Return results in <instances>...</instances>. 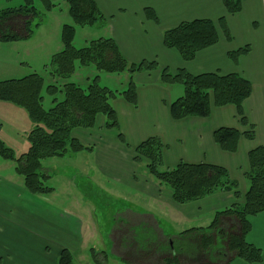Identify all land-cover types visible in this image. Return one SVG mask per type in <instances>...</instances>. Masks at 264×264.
<instances>
[{"label": "crops", "instance_id": "1", "mask_svg": "<svg viewBox=\"0 0 264 264\" xmlns=\"http://www.w3.org/2000/svg\"><path fill=\"white\" fill-rule=\"evenodd\" d=\"M52 1L63 3V0ZM95 2L105 18L102 27L110 33L105 34V37L115 39L126 59L135 63L156 61L158 67L134 76L137 84L136 105L130 104L122 96L113 101L126 144L119 139L118 131L106 129L105 118L99 115L94 128H77L72 132L74 138L91 147L90 149H83L77 153L68 152L63 156L43 161V166L48 172L55 173L53 176L50 175L48 183L51 184L59 173L57 162L63 159L75 162L82 159L81 163L76 165V170L64 175L70 179L74 176L80 178L90 176L89 180H92L94 164L101 174L115 181L119 187L122 186L121 192L124 196L106 193V198L111 202L123 199V210H118L121 213L116 215L120 216L118 220L123 222V225H128V230L143 226L149 231L153 230L165 241L171 235L191 228L204 227L195 225L194 220H203L212 215L214 219L217 210L243 202L247 189L245 174L249 170L248 154L255 147L264 146V0H242L243 8L235 15H227L222 0H95ZM145 8L155 11L159 23L146 18ZM52 11L54 10L49 12ZM222 17L226 18L232 39L228 40L221 33L219 42L198 52L195 59L185 62L176 49L165 47L164 30L194 20L206 19L216 23ZM20 42L23 41L0 45L3 44L8 49L7 47L11 45L18 47ZM246 45H250L251 48L247 55L237 61L229 58L228 52ZM20 46L23 47L25 44ZM3 51L4 49L0 51L1 57H6L7 62L11 56ZM23 62L26 61H21L22 67ZM165 67L172 73L181 68H185L191 74L238 72L249 80L253 90L250 97L244 101L243 109L249 122L256 127L255 139L241 137L238 150L233 153L224 151L215 142L213 134L219 127H233L241 132L250 129L241 123L234 105L213 106L208 117L190 116L182 120L173 119L169 104L173 99L174 87L160 82L161 69ZM32 70H34L32 67L26 68L24 74H29ZM1 106L7 110L10 118L15 119L14 123L21 120L27 123L22 131L28 139L34 124L26 110L5 101H1L0 109ZM1 120L0 117V137L8 142L7 138L10 136L5 134L6 124ZM152 136L159 137L164 145L165 167L176 166L181 161L220 165L239 183L241 197L236 198L232 192H216L191 203H175L169 188L155 180L152 181L148 176L138 174L141 162L135 161L134 149ZM49 161H53L52 166L49 165ZM64 180L68 182L69 178ZM73 184H77L76 179ZM124 189L131 190L132 194H126ZM56 190L54 187V191L48 195L32 194L24 187L23 179L15 171L13 174L11 172L0 174V264H59L64 249L73 253V264L83 260L79 261L78 258L86 252V236L95 234L97 224L95 219L97 215L88 201L91 197L88 200L84 199L85 203L80 199L73 208L68 203L61 204L53 198ZM138 196H142L146 202H138ZM130 204H134L135 207L133 205L130 208ZM88 205L92 209L87 210ZM123 213L126 214L122 215ZM249 221L251 231L247 235V240L259 247L264 254V212L249 217ZM114 222L115 218L111 216V230L115 228ZM126 235L127 233L125 234L127 239ZM118 237L122 244H116L114 250L125 246L123 243L125 238L121 234ZM110 241L115 244L113 231ZM90 254H93V251L89 256L87 254V264H93ZM119 259L125 263L129 262L127 258ZM230 264L264 262L247 263L236 258Z\"/></svg>", "mask_w": 264, "mask_h": 264}, {"label": "trees", "instance_id": "2", "mask_svg": "<svg viewBox=\"0 0 264 264\" xmlns=\"http://www.w3.org/2000/svg\"><path fill=\"white\" fill-rule=\"evenodd\" d=\"M37 1L23 0L18 6L1 9L0 43L29 39L46 13L62 3L39 0L44 6V10H40L36 6ZM63 2L73 23L63 25V47L44 65L46 74L35 70L20 78L0 80V101L25 109L34 124L28 134L29 147L19 156L0 137V162L15 163V173L23 179L24 187L36 195H48L54 191V187L48 183L51 176L43 161L68 152L90 149L74 138L72 132L77 128H94L99 115L105 118L106 129L118 131L119 139L126 144L113 101L122 96L130 104L136 105L137 84L134 76L158 67L156 61L130 62L110 36L87 41L83 47L75 46L77 26L101 25L105 18L95 0ZM222 2L227 15H235L243 8L242 0ZM144 13L147 19L159 23L153 9L145 8ZM221 33L228 40L232 39L225 17L216 23L206 19L194 20L164 30L163 42L165 47L176 49L183 61L188 62L195 59L201 50L217 44ZM250 50V45H246L228 52V55L231 60L237 61ZM77 65H93L101 72L125 74L126 88L119 90L101 85L99 74L92 77L86 87L74 81L61 83L57 80L69 79L77 71ZM160 82L164 85H183L184 93L169 104L175 120L190 116L208 117L213 106L234 105L237 108L241 123L250 129L241 132L233 127L217 128L213 134L214 140L224 151L236 152L241 137L255 139L256 127L249 122L243 109V103L252 94L253 87L240 73L191 74L185 68L172 73L165 67L161 69ZM47 96L51 98V105L46 107ZM134 152L135 161L145 163L149 175L171 190L173 201L177 204L191 203L216 192H232L236 198L241 197L239 183L220 165L181 161L176 166L165 167L164 145L159 137H149L136 146ZM248 159L249 170L245 174L247 189L242 203L217 210L207 227L191 228L171 235L165 241L153 230L148 231L146 242L153 238L156 243L154 252L150 251L149 254L154 253L158 261L164 264H230L236 258L247 263L264 262L263 251L247 240L251 231L249 217L264 212V146L250 150ZM215 247L218 248L216 253ZM73 263V253L68 249L62 250L59 264Z\"/></svg>", "mask_w": 264, "mask_h": 264}, {"label": "rangeland", "instance_id": "3", "mask_svg": "<svg viewBox=\"0 0 264 264\" xmlns=\"http://www.w3.org/2000/svg\"><path fill=\"white\" fill-rule=\"evenodd\" d=\"M22 3L23 0H0V11L2 8L14 7ZM36 6L40 10H44V6L39 0L37 1ZM53 10L54 11L52 12L46 13L43 21L40 25L34 28V32L29 39L20 40L23 42L18 43V47H14L13 45H11V47H7L8 49H6L3 44L0 45L2 46L0 48V51L4 49L5 54L7 53L11 56V59L5 62L6 57H1L0 53L1 79L10 77L20 78L26 75L24 74V69L29 67H32V69L34 70L36 69L42 74H46L43 67L44 64L46 62H50L52 58L51 55L55 54V52L57 53L60 47H62V42L60 40L62 26L65 23H73V20L69 15L67 5L64 2L58 5ZM105 34L110 33H108L107 29H105V27H102V24L100 25L99 23L95 25L77 26L74 44L77 47H83L87 45L88 40L104 37ZM14 42L15 41H13V43ZM20 44H25V46L21 47ZM21 61H26L23 62L24 67H22ZM20 68L23 69L19 72H16ZM30 69H28V71H30ZM34 70H32L31 72H33ZM97 74L101 75V80L99 81L101 85L109 86L112 89L119 90H123L126 88L127 75L101 72L98 71L93 65L90 67H81V65H77V71L73 75H71L69 79L58 78L57 80L61 83L74 81L80 84L82 87H86L92 80V77L94 78V76ZM172 86L174 87H172L174 90L173 99L181 96L184 93L183 85L177 83L173 84ZM50 105L51 98L47 96L46 107ZM2 106L0 109V117L2 118L1 121L6 124L5 134H8L10 136H8L9 138H7L8 142H6V144L14 149L16 156H19L28 148V142H26L28 141V139L25 138V134L22 131L23 127H25L27 123H23L22 120L18 123H14L15 119L10 118L6 113L7 110ZM23 146L26 147L23 148ZM80 160L82 159H79L75 162L63 159L57 162L56 165L58 166L57 169L59 170V173L54 177L51 184L57 189L56 194L53 195V198H55L61 204L68 203L73 208H75L76 203H78L80 199H82V203H85L86 201L84 199L88 200L89 197H91L88 201L91 202L93 211L97 215V217H95L97 224L95 226V234L93 233L92 235L86 236L85 247L87 248L86 252H88V256L92 249L97 252V255L90 254V258L93 264H164V262L160 263L158 261L154 253L152 255L149 254V252L153 251V248L156 247V243L153 238L150 241L146 242V237L148 234L147 232L149 231L147 228L139 226L134 230H128V225H123V222H120L118 220L120 216L116 214L121 213L118 210H123V199H116L114 200V202H111L108 198H106V193H110L112 195L117 194L118 197L124 196V194L121 192L122 186L119 187V185H117L115 181L101 174V172L94 166V164L92 180H89L90 176H87L88 178H80L74 176L70 179L69 176L64 175V173L76 170V165L78 163H81ZM51 162L53 161H49L50 166H52ZM0 163H3L2 165L0 164V174L4 175L10 172L13 174V172L15 171V163L11 161ZM53 174L51 173L50 175L53 176ZM138 174L141 176H148L152 181L155 180L149 175L146 165L142 162L141 164H139ZM64 178H69V181L71 182H66ZM74 179L77 180V184H73ZM51 184L49 183V185ZM123 191L126 194H132V191L129 189H124ZM137 199L138 202H146V199H144L142 196H138ZM134 203L138 204L136 202ZM133 205L134 204H130V208ZM86 207L87 210L92 209L89 205ZM124 214L126 213H123L122 215ZM111 216H114L115 218L114 230H111ZM212 219L213 215L205 217L203 220H194V223L195 225H203L204 227H207L210 225ZM112 231L113 239L115 238V244L110 241ZM126 233L127 239L125 238ZM120 234L125 238L123 240L125 246L114 250L116 244H122V242L118 241V236ZM217 251L218 248L215 247L214 253H216ZM86 252L83 253V255L79 256L78 260H83L78 264H87ZM117 257L127 258L129 262L125 263V261L123 262Z\"/></svg>", "mask_w": 264, "mask_h": 264}]
</instances>
